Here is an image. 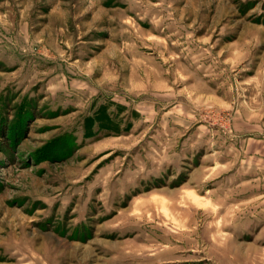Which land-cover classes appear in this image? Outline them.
Returning a JSON list of instances; mask_svg holds the SVG:
<instances>
[{
    "label": "rangeland",
    "instance_id": "rangeland-1",
    "mask_svg": "<svg viewBox=\"0 0 264 264\" xmlns=\"http://www.w3.org/2000/svg\"><path fill=\"white\" fill-rule=\"evenodd\" d=\"M0 264H264V0H0Z\"/></svg>",
    "mask_w": 264,
    "mask_h": 264
}]
</instances>
